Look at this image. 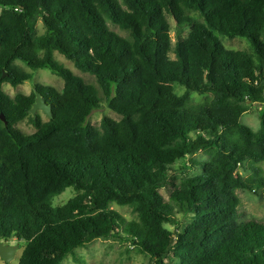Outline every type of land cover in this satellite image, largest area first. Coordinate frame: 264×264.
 <instances>
[{
  "label": "trees",
  "instance_id": "1",
  "mask_svg": "<svg viewBox=\"0 0 264 264\" xmlns=\"http://www.w3.org/2000/svg\"><path fill=\"white\" fill-rule=\"evenodd\" d=\"M54 53L94 77L118 120L88 123L99 92ZM16 61L62 89L8 96L4 84L32 79ZM36 94L51 107L46 121L28 114ZM255 107L256 132L240 123ZM0 115V242H21L17 264H61L99 239L153 264H264V221L246 219L239 197H264V0H0ZM26 119L33 134L16 128ZM68 189L77 195L53 206Z\"/></svg>",
  "mask_w": 264,
  "mask_h": 264
},
{
  "label": "rangeland",
  "instance_id": "2",
  "mask_svg": "<svg viewBox=\"0 0 264 264\" xmlns=\"http://www.w3.org/2000/svg\"><path fill=\"white\" fill-rule=\"evenodd\" d=\"M190 17L201 21L197 17L196 13H191ZM171 25L174 26L172 20L169 21ZM109 27L112 31L119 34L120 36H125V33L120 31L116 26L109 24ZM37 34L40 35L43 33V26L39 20L36 25ZM187 30L173 31L171 33V39L174 43L178 36L183 37L187 34ZM222 43L224 47L228 50L233 51H250V45L247 40L242 38H236L229 40L222 38ZM173 58V56H171ZM54 59L61 64L65 69H69L73 74L81 77L86 83L95 86L99 92V97L102 99L101 108L92 112L88 119V123L93 126H98L103 116H108L115 120H118V116L112 113L106 108L105 102L103 101V95L94 79V77L82 74L75 69L71 62L66 61L58 53H54ZM20 66L24 71L32 74V79L28 82H25L23 85L18 86L17 88H12L8 84H4L2 89L10 97H14L16 94L30 95L34 89V85L41 84L43 86H50L60 91L63 87V81L61 78L51 74L48 70H36L31 71L21 62H15ZM182 90H178V94L182 93ZM205 100V97L198 96L196 94L192 95V103L198 104L202 103ZM259 107H255L251 110L249 114L241 116L240 123L247 126L252 131L256 132L259 129L260 118H259ZM42 121H46L47 118L41 113L37 112ZM16 128L24 134H33L35 129L30 125L28 120H24L21 123L16 124ZM194 159L204 160L205 157L202 154H197ZM190 158L185 157L181 161V165H184L186 168L189 167ZM253 163V162H250ZM250 163H244V166L240 167L238 173L242 175L243 178H247L253 172L249 170ZM255 167H258L262 170L264 175V164H257ZM197 174L196 170H191L190 175ZM77 194L72 190H66L62 195L53 200V206H62L70 199L75 197ZM239 197L241 200L240 210L244 213L246 219H255L264 221V197L262 195H254L249 192H239ZM112 209L117 211L126 221L136 220V216L131 213V210L128 207H117L112 206ZM168 229L172 230L173 226L167 225ZM2 244H7L10 246H18L19 249L16 252L15 258L9 264H17L19 256L22 252L21 242L16 239H11L8 243L0 242ZM0 264H5L0 260ZM61 264H153L150 258L146 255L140 254L136 249L131 248L127 243H122L117 240L110 239H99L95 240L84 248H80L74 251L73 255L68 256Z\"/></svg>",
  "mask_w": 264,
  "mask_h": 264
},
{
  "label": "water",
  "instance_id": "3",
  "mask_svg": "<svg viewBox=\"0 0 264 264\" xmlns=\"http://www.w3.org/2000/svg\"><path fill=\"white\" fill-rule=\"evenodd\" d=\"M37 112H41L47 119L51 118V107L47 105L41 95L36 94L35 101L32 105V108L28 111V114L35 117ZM0 120L6 126L7 124L4 122V118L0 115ZM19 247L10 246L7 244L0 243V260L3 261L5 264H9L11 261L14 260L15 255Z\"/></svg>",
  "mask_w": 264,
  "mask_h": 264
}]
</instances>
